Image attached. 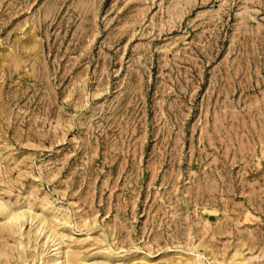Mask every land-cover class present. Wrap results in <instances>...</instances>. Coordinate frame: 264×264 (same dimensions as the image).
<instances>
[{
  "label": "rangeland",
  "instance_id": "rangeland-1",
  "mask_svg": "<svg viewBox=\"0 0 264 264\" xmlns=\"http://www.w3.org/2000/svg\"><path fill=\"white\" fill-rule=\"evenodd\" d=\"M0 264H264V0H0Z\"/></svg>",
  "mask_w": 264,
  "mask_h": 264
},
{
  "label": "bare ground",
  "instance_id": "bare-ground-1",
  "mask_svg": "<svg viewBox=\"0 0 264 264\" xmlns=\"http://www.w3.org/2000/svg\"><path fill=\"white\" fill-rule=\"evenodd\" d=\"M13 216V215H12ZM15 217V216H14Z\"/></svg>",
  "mask_w": 264,
  "mask_h": 264
}]
</instances>
